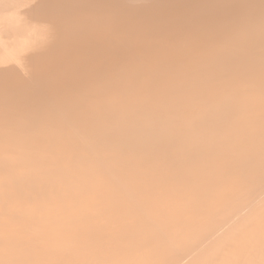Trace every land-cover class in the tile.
Here are the masks:
<instances>
[{"label":"bare ground","instance_id":"6f19581e","mask_svg":"<svg viewBox=\"0 0 264 264\" xmlns=\"http://www.w3.org/2000/svg\"><path fill=\"white\" fill-rule=\"evenodd\" d=\"M0 264H264V0H0Z\"/></svg>","mask_w":264,"mask_h":264}]
</instances>
